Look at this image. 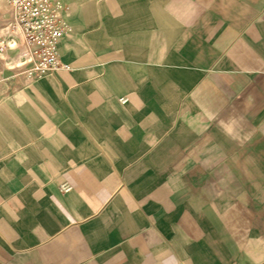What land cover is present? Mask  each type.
<instances>
[{
	"label": "crops",
	"instance_id": "0c3cea01",
	"mask_svg": "<svg viewBox=\"0 0 264 264\" xmlns=\"http://www.w3.org/2000/svg\"><path fill=\"white\" fill-rule=\"evenodd\" d=\"M62 1L69 70L0 55V264H264V0Z\"/></svg>",
	"mask_w": 264,
	"mask_h": 264
},
{
	"label": "built area",
	"instance_id": "2783aa9c",
	"mask_svg": "<svg viewBox=\"0 0 264 264\" xmlns=\"http://www.w3.org/2000/svg\"><path fill=\"white\" fill-rule=\"evenodd\" d=\"M0 55L22 49L16 66L24 80L33 82L57 70L69 69L60 59L59 43L69 29L62 0H1Z\"/></svg>",
	"mask_w": 264,
	"mask_h": 264
},
{
	"label": "clouds",
	"instance_id": "9594fccd",
	"mask_svg": "<svg viewBox=\"0 0 264 264\" xmlns=\"http://www.w3.org/2000/svg\"><path fill=\"white\" fill-rule=\"evenodd\" d=\"M208 119L216 121L218 119L217 113H209ZM219 126L228 138L233 140H246L250 139V134H247L243 130L242 120L240 117L235 115H229L226 118L218 120Z\"/></svg>",
	"mask_w": 264,
	"mask_h": 264
},
{
	"label": "rangeland",
	"instance_id": "374dc122",
	"mask_svg": "<svg viewBox=\"0 0 264 264\" xmlns=\"http://www.w3.org/2000/svg\"><path fill=\"white\" fill-rule=\"evenodd\" d=\"M5 11V6H4V3L0 0V13H3ZM9 51H11V50H8V52ZM20 53H22V49L20 50L19 49V55H20ZM8 55H9V53H8ZM18 55V56H19ZM10 56V55H9ZM18 56H16L17 58H18ZM9 65V64H8ZM12 65H14V64H11L10 63V66H12ZM69 69H70V66H69ZM69 69H66V70H69ZM58 71H60V70H57V71H55L54 73H51V74H49V75H47V76H50V75H54V74H56ZM46 77V76H45ZM44 78V77H43ZM39 80V79H38ZM37 81V80H36ZM34 82V81H33ZM70 188V186L68 185V183H66V182H64V183H62L61 185H60V189H62V190H67V189H69ZM242 248V250H241V252H242V254L244 255L246 252H245V249H246V246H242L241 247ZM244 257V256H243Z\"/></svg>",
	"mask_w": 264,
	"mask_h": 264
}]
</instances>
